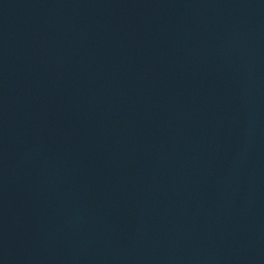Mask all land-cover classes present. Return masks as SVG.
I'll use <instances>...</instances> for the list:
<instances>
[{"label": "water", "instance_id": "water-1", "mask_svg": "<svg viewBox=\"0 0 264 264\" xmlns=\"http://www.w3.org/2000/svg\"><path fill=\"white\" fill-rule=\"evenodd\" d=\"M0 264H264V0H0Z\"/></svg>", "mask_w": 264, "mask_h": 264}]
</instances>
